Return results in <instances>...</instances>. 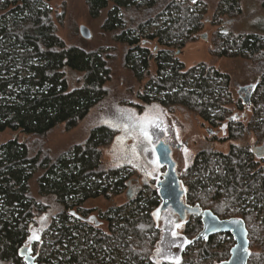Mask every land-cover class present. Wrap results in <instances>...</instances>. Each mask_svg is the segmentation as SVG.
Instances as JSON below:
<instances>
[{"label":"trees","instance_id":"1","mask_svg":"<svg viewBox=\"0 0 264 264\" xmlns=\"http://www.w3.org/2000/svg\"><path fill=\"white\" fill-rule=\"evenodd\" d=\"M49 1L0 0V134L12 131L41 138L60 126L72 130L108 93L111 56L103 49L68 46L57 35ZM239 1L222 0L228 8L215 15L214 23H221L220 16L237 18ZM86 2L93 18L105 14L104 33L123 46L124 67L137 81L147 80L139 99L170 111H189L214 128L227 121L232 101L229 75L205 63L186 68L173 52L195 41L204 27L193 0ZM261 6L264 10V0ZM217 35L224 39L214 44L216 58H244L254 65L258 83L252 119L247 125L229 122L223 139L232 142L228 153L212 146L198 152L185 178L184 198L219 219L242 220L251 243L255 235L264 238V158L253 153V142L247 139L255 134L260 142L264 136V35L227 30ZM152 43L154 50L147 47ZM152 62L155 74L150 73ZM69 72L82 75L81 85L72 90ZM256 117L261 121L255 127ZM115 131L98 126L84 143L56 159L41 150L34 154L29 142L18 139L0 145V264H27L21 251L30 228L50 208L33 196L34 178L38 194L57 204L42 240L33 244L36 264H156L160 230L153 215L162 204L157 189L129 194L127 204L110 208L99 219L90 215L92 210H82L88 200H111L130 190V174L105 160ZM192 219L186 233L197 237L194 253L181 264L229 261L235 245L232 235L203 238L202 218ZM104 222L105 231L100 228ZM221 237L229 246L213 252ZM248 264H264V250L250 255Z\"/></svg>","mask_w":264,"mask_h":264},{"label":"rangeland","instance_id":"2","mask_svg":"<svg viewBox=\"0 0 264 264\" xmlns=\"http://www.w3.org/2000/svg\"><path fill=\"white\" fill-rule=\"evenodd\" d=\"M221 1L195 0L196 9L203 16L204 27L198 32L195 41L187 44L179 52L176 49L173 50L186 68L205 63L209 66H214L222 73L228 74L231 78L229 90L232 101L227 106L229 110L228 118L218 128H214L208 123L206 124L200 117L189 111L187 113L180 110L170 111L156 103H144L139 99V93L144 92L147 80L137 81L132 72L124 67L123 46L112 40L109 33H104L105 14L101 17L93 18L86 0H52L49 1L48 5L54 13L53 22H55L57 27V35L68 46H77L87 51L103 49L111 56V79L106 84L108 93L99 104L92 108L88 116L72 130H68L65 126H60L41 138H28L20 132L6 131L0 134V145L10 140L18 139L20 142H29L33 147L34 154L41 150L44 155L51 159H56L73 148L74 145L84 143L90 132L98 126L107 125L116 130L117 136L114 144L105 152V160L112 166L124 167L125 172L130 174V190L111 200L97 198L85 202L82 210H92L90 215L98 219L101 213H105L110 208L127 204L129 202V194H136L142 189L149 194L151 191L149 188L158 190V183L163 179L166 167H162L160 163L157 166L155 163L150 162L158 159L155 149L160 141L165 142L172 148L173 153L171 154L177 163L180 183L185 194H187V179L185 178L198 152L208 146H212L216 151L228 153L232 142H224L223 139L228 136L229 121H242L247 125L252 119L251 109L255 97L251 98L248 107L243 101L246 98V94L243 93L240 96L239 91L242 88L255 87L258 83L254 65L251 61L244 58H216L213 55V50L215 42L217 40L223 41L224 39L217 35L220 31L227 30L235 35L248 33L264 35L262 0H240L241 13L237 18L231 20L228 17L220 16L221 23L215 24V15L228 8L227 4L221 5ZM81 27H86L90 30V39H84L79 34ZM147 47L154 50L155 44H148ZM162 49L164 48H160V50ZM155 67L154 62H152L151 74L156 73ZM68 74L70 89L79 87L82 83V75L70 72ZM238 104L242 105V110L239 109ZM149 110H152L151 113H149ZM130 114H134L137 117H143L145 114L159 117L156 124L149 126V134L152 136L151 144L142 136H139L138 131L135 135L139 136V138L135 139L126 131L121 130V126L132 125L133 121L129 119ZM233 117H236V119H233ZM260 121L261 117H256L254 126L259 125ZM254 135L251 134L247 138L251 140H249L250 144L253 142L254 148L263 147L264 136L259 142L256 135ZM234 143L239 144L238 142ZM133 148H135L138 155H133ZM261 166H264V164ZM149 172L152 175H148ZM36 184V179H32L31 189L33 196L50 208L30 228V237L25 245L30 251L33 244L42 240L50 225L51 218L57 212L55 201L52 198L39 195ZM183 201L187 206L197 207L189 204L185 198ZM161 206L162 204L153 215L156 226L160 230V240L154 254L155 263L172 264L174 258L178 257L179 264H181L183 261L190 259L194 253L192 249L195 248L194 242L197 237H189L186 233L187 227L192 226L194 219L189 218L186 222H181L171 207L162 212ZM202 211L206 210L202 209ZM226 219L228 218H221V220ZM174 224H179L181 227L175 228ZM100 228L105 231L107 229L106 223H102ZM173 231L176 232V236L171 235ZM34 234H37L39 239H35ZM261 236V234L255 235L253 237L254 240L251 242L252 244L249 242L248 251L251 256L260 253L262 249L264 250V238H261ZM185 240L188 243H185ZM228 246V240L225 237H221L213 252L222 253ZM116 259L118 262L119 258L116 257ZM210 263V261L205 262V264Z\"/></svg>","mask_w":264,"mask_h":264},{"label":"water","instance_id":"3","mask_svg":"<svg viewBox=\"0 0 264 264\" xmlns=\"http://www.w3.org/2000/svg\"><path fill=\"white\" fill-rule=\"evenodd\" d=\"M81 36L84 39H90V30L86 27L80 28ZM256 87V86H255ZM255 87L250 86L242 88L239 95L246 94L244 103L249 107L251 98L255 93ZM232 120V119H231ZM156 153L159 163L162 167H166L163 179L158 183L159 196L162 201L161 211H165L171 207L174 213L179 217L181 222H186L188 216L202 218L203 230L201 237L206 238L210 234H231L235 245L231 250V257L225 264H248L250 260L248 232L244 226V222L240 219L221 220L213 215L211 211H202L199 207L187 206L183 199L185 191L182 189L179 175L177 173V163L174 161L172 148L163 141L156 146ZM253 153L258 157L264 158V146L261 148H253ZM21 255L25 258L27 264H36L30 250L25 247L21 251ZM224 264V263H223Z\"/></svg>","mask_w":264,"mask_h":264},{"label":"snow or ice","instance_id":"4","mask_svg":"<svg viewBox=\"0 0 264 264\" xmlns=\"http://www.w3.org/2000/svg\"><path fill=\"white\" fill-rule=\"evenodd\" d=\"M193 2H195V0H193ZM151 111L152 110H149V113H151ZM158 118H159L158 116H153L151 114H145V116L143 117H137L134 114H130L129 119L133 121L132 125L131 126L129 125L121 126V130L126 131L127 133L132 135L133 138L135 139H138L139 136H142L149 144H151L152 136L149 134V126L156 124ZM233 119H236V117H233ZM137 131L139 133V136L135 135ZM132 153L134 156L138 155V153H136L135 151V148L132 149ZM150 163H155L157 166H159V159H157L156 161H151ZM148 175H152V173L149 172ZM174 227L179 228L181 227V225L174 224ZM171 235L176 236V232L173 231ZM34 238L39 239V236L37 234H34ZM185 243H188V241L185 240ZM172 264H179V258L178 257L174 258V260L172 261Z\"/></svg>","mask_w":264,"mask_h":264},{"label":"flooded vegetation","instance_id":"5","mask_svg":"<svg viewBox=\"0 0 264 264\" xmlns=\"http://www.w3.org/2000/svg\"><path fill=\"white\" fill-rule=\"evenodd\" d=\"M253 97V96H252ZM229 121V120H228ZM230 122V121H229ZM236 121L234 120V123H235ZM184 200V199H183ZM197 217V216H196ZM189 218H193V217H191V216H188V218H187V220L189 219ZM186 220V221H187Z\"/></svg>","mask_w":264,"mask_h":264}]
</instances>
